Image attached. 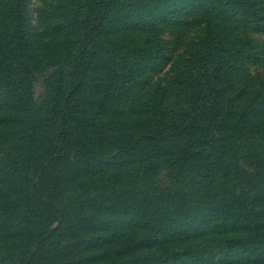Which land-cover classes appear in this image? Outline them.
Masks as SVG:
<instances>
[{
    "label": "rangeland",
    "instance_id": "374dc122",
    "mask_svg": "<svg viewBox=\"0 0 264 264\" xmlns=\"http://www.w3.org/2000/svg\"><path fill=\"white\" fill-rule=\"evenodd\" d=\"M0 264H264V0H0Z\"/></svg>",
    "mask_w": 264,
    "mask_h": 264
},
{
    "label": "trees",
    "instance_id": "16d2710c",
    "mask_svg": "<svg viewBox=\"0 0 264 264\" xmlns=\"http://www.w3.org/2000/svg\"><path fill=\"white\" fill-rule=\"evenodd\" d=\"M213 81H215V80H212V82H211L207 79V76L205 74L200 73L199 76H196V77L192 76V77H189L186 81L180 82L178 84V88H180L182 90V93L184 94L183 98L186 100V102L183 103L180 108L177 107L175 105V103L173 102V103H171V105H172L171 107H169V108L167 107L166 109H162L161 113L159 114L160 119L157 120V124L155 125V127L152 129V131L146 132V134L150 135L149 138H153L157 134L158 140H164L165 138H167L166 133L169 131V128H171V123H173V120H175V118H177L176 121H179V120L184 121V119H185L186 122H185L184 126L182 127V129L184 131L183 137L185 136V139H184V143H182V147H181V150L179 152V155L183 156L184 153H187L188 150L189 151H195L196 153L198 151V154L200 157L199 163H200V165L205 166L206 168L208 167V165L206 164L205 161L207 158L213 157L212 151L209 150L208 148H203V147L201 149V146L196 145L190 139L189 136L193 133V130L195 129L194 126L192 127V119L194 120L195 118L198 117L200 112L204 111L200 107H194V106H196L195 102H197V100H199L201 102H204L207 100L209 102H212V101H214V102L218 101L219 102L220 101V98L218 97V95H220V91H218V89H217L216 82H213ZM192 104L194 106H192ZM175 107H177V108H175ZM193 109H195L197 113H195V111H193ZM196 114H198V115H196ZM178 116H180L182 118H179ZM193 116H195V118ZM175 122H174V125H175ZM158 130H162V131L159 132ZM171 136H173V135H171ZM183 137L181 136L178 139L180 140ZM142 155L145 156L144 160H146V158L150 154L143 152V154L140 153V156H142ZM213 159L215 160V163L212 162V164H219V165H215L216 166L215 168L220 169L219 171H221V172L226 171L230 166V165L226 164V162L224 160H220L219 158H213ZM145 167H148V163H147V165H145ZM212 171L215 172V169H212ZM216 172H218V171H216ZM234 180H235V177H233L231 182H235ZM146 182H148V181H146ZM240 202L244 203L243 201H240ZM143 207L150 209V211L152 213L147 215L146 217H142L139 219H132L129 221V223L133 226H137L138 229L145 234V236L151 237V236H153V234H152L153 231L156 232L161 228V226L162 227L164 226V225L160 224V221L162 220V216L165 215L166 211H164V210H163V212L160 211L158 205L156 203H153V201L150 203L147 202L146 206L143 205ZM157 212H159V213H157ZM198 212H200V211H198ZM162 213H164V214H162ZM240 214L243 215L244 210H242L240 212ZM42 230L43 229H41V231H40L41 235H39L40 239L44 238V236L49 234V231H45L44 233H42Z\"/></svg>",
    "mask_w": 264,
    "mask_h": 264
}]
</instances>
